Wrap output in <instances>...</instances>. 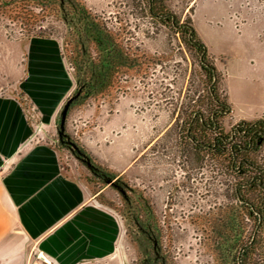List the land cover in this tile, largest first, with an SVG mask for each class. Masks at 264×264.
Listing matches in <instances>:
<instances>
[{"label": "rangeland", "instance_id": "rangeland-1", "mask_svg": "<svg viewBox=\"0 0 264 264\" xmlns=\"http://www.w3.org/2000/svg\"><path fill=\"white\" fill-rule=\"evenodd\" d=\"M83 2L91 12L121 22L118 28L130 33L133 48L142 53L143 70L136 74L130 71L131 75L121 81L122 91L117 93L115 89L110 99L74 104L65 121L68 142L81 146L101 172L112 175L114 186L91 174L67 147L56 148L58 117L56 132L49 135L64 172L75 177L91 198L117 219L120 238L112 258L119 263L147 264L152 246L135 226L137 214L143 211L152 219V235L159 240V263L148 264H225L227 255L213 250L207 227L209 214L213 215L220 203L225 207L235 204L232 187L253 172L246 170L245 175L237 168L231 172L223 157L211 153L197 156L183 137L184 114L192 108L205 112V117L211 114L205 110L211 101L198 52L184 43L177 28L132 11L131 6L138 1ZM166 4L180 23H191L211 57L209 61L223 71L217 83L219 100L227 96L222 77L226 73V99L234 105L235 115L259 110L264 100V82L252 77L249 86L239 89L235 72L241 59H249L243 62L248 68L260 70L263 65L264 0H169ZM51 25L52 34H46L59 43L67 72L74 81L70 53L62 39L63 26ZM23 35L17 25L0 21V95H14L33 119L31 102L21 97L18 89L29 42ZM252 57L256 58L254 62ZM240 82H245L244 77ZM73 84L76 88L75 81ZM218 123L224 132H229L235 121L227 116L220 117ZM212 137L206 133L207 140ZM249 158L264 168V143L252 150ZM242 193L253 203L264 205L259 190ZM258 253L255 249L250 262Z\"/></svg>", "mask_w": 264, "mask_h": 264}, {"label": "crops", "instance_id": "crops-1", "mask_svg": "<svg viewBox=\"0 0 264 264\" xmlns=\"http://www.w3.org/2000/svg\"><path fill=\"white\" fill-rule=\"evenodd\" d=\"M25 47L18 89L31 102L33 119L14 95H0V264H121L112 258L120 238L117 219L64 172L50 139L75 88L59 43L32 38ZM263 60L256 70L241 59L235 72L239 89L252 77L264 82ZM228 76L223 75L227 96ZM226 100L235 122L264 119V100L259 110L238 116Z\"/></svg>", "mask_w": 264, "mask_h": 264}, {"label": "trees", "instance_id": "trees-1", "mask_svg": "<svg viewBox=\"0 0 264 264\" xmlns=\"http://www.w3.org/2000/svg\"><path fill=\"white\" fill-rule=\"evenodd\" d=\"M135 1H138V3L131 6L132 11L140 13L143 18L156 20L163 25L177 28L184 39V43L198 52L199 66L205 73L207 80V97L211 101L217 100V83L220 80V74L212 61H209L211 57L205 45L192 28L191 23L188 21L185 24L179 22L178 17L168 10L166 2L169 0ZM114 19V17H105L91 12L85 7L83 0H0V21L17 25L21 33L24 34V38L28 41L32 38H51L46 33L52 34V23L63 26L64 36L62 39H64L65 48L70 53L69 63L74 70L73 78L76 85L75 93L73 94L76 97L69 108L80 101L108 99L115 89H118L117 93H120L119 91L123 89V84L121 85L123 78L128 77L132 72L136 74L135 72L139 73L140 70H143L140 66L143 63L140 55L142 53H139L136 47L133 48V43L130 42V33H124V29L118 28L121 22ZM46 23L48 25L45 26ZM20 96L23 97L24 95L21 94ZM223 102L224 105L227 104L226 99ZM23 108L26 110L25 107ZM194 111L191 109L185 115L186 119H191ZM58 120V118L54 120L55 130ZM252 125L264 127V121H240L237 129L241 137L243 130H247ZM250 135L251 133L247 137H242L245 145L249 142ZM55 136L56 148L67 147L72 152V155L80 162H83L89 172L96 178L101 179L105 183L110 181L112 175L101 172L94 165L87 166V161L92 162L81 146L69 143L64 138H59L56 133ZM187 138L188 135L186 133L185 139ZM258 139H262V137ZM244 148L243 144L233 148L227 144L222 150L211 148L210 153L214 157L224 156L223 160L226 163V168L233 172L235 168L244 165L245 167L256 165L249 158L250 152H246ZM236 164L238 165L237 167ZM245 183V180L242 181L240 183L241 187L238 189L235 186L232 187V193L236 199L240 198L243 201L237 200L236 205L230 204L226 207L223 205L220 215L209 214L210 218L207 227L213 240L212 245H215L219 250L226 251L227 256L230 257L231 253H237L240 249H243V256L246 261L249 253L258 249L257 258L260 261H254L253 264H261L264 260V205L261 203H250L247 197L245 198L242 192H246L249 189V187H245ZM254 189L258 190V187L255 186ZM143 218L147 220V223L152 220L147 214ZM259 219H261V222ZM259 222L257 236L251 246L246 249L245 246L251 241ZM250 224L251 230L249 231L248 226ZM147 229L143 228L142 231L145 240L151 243V252H154V255L151 253V257L149 256L146 263L154 261V258L156 259L155 262L159 263V245L154 246V242L159 243V240L154 238Z\"/></svg>", "mask_w": 264, "mask_h": 264}, {"label": "flooded vegetation", "instance_id": "flooded-vegetation-1", "mask_svg": "<svg viewBox=\"0 0 264 264\" xmlns=\"http://www.w3.org/2000/svg\"><path fill=\"white\" fill-rule=\"evenodd\" d=\"M218 72H220V71H218ZM74 93H75V89H74L72 94H74ZM72 94L70 97L73 96ZM73 97L75 99L76 95H74ZM225 99H226V95H225ZM226 102H227V100H226ZM192 109L195 111L193 112L191 119L190 118L186 119L185 114L182 116L183 117V123H184L183 124V127H184V136L183 137L185 138L186 133H187L188 138L186 140H188L187 142L191 145L192 149L196 152L197 156H199L202 153L209 154L211 152L210 151L211 148L212 149L218 148V149L222 150V149H224V147H226L227 144H229L231 146V148H233L234 146H237V145L241 146L243 144V146L245 147L244 150L246 152H248V151L251 152L252 150L259 148V146L262 143H264V127L263 126L252 125L247 130L246 129L243 130L242 137L243 136L247 137L248 134L251 133V135L249 136V142L246 143L247 146L244 144V141L242 140L241 135L238 133L239 130L237 129V125L240 121H237L233 125H231L229 132H224L218 126L219 125L218 119L220 117L230 116L231 106L228 104V102L226 105H224V102L219 100V98L217 100L211 101L209 107L205 109L209 112L211 111V114L207 117L204 116L205 112H202L200 110H196L194 108H192ZM258 120L264 121L263 118H260ZM241 121H243V120H241ZM254 121H257V120H254ZM254 121H251V122H254ZM206 133L212 134L213 135L212 139L207 140L206 139ZM261 137H262V139H258ZM61 138H64V140H66L68 142L66 133ZM237 139H240L241 142L237 143ZM69 143H72V142H69ZM204 157H205V155H204ZM222 157L224 158V156H222ZM92 165H94L93 162L90 163L87 161L88 167H90ZM236 170L238 173L242 172L245 175L248 173L246 170L252 171L253 173L251 176L248 175V176H246V178H245V176H243V179H245V181H246L245 187H249L248 190L253 191L254 187L257 186L259 193H261L263 195L262 198H264V168H262L261 166H258V165H252L251 167H247V166L245 167V165H244L242 167H238ZM110 182L111 183H108V184H112L114 186V184H113L114 182L112 180H110ZM240 187H241L240 183H237L235 185V188H237V189ZM117 189H118V191H120L121 194H123V191L120 188H117ZM237 200H239L240 202L243 201L240 198L236 199V197H235V204L234 205L237 204ZM247 200L250 203H253L248 198H247ZM222 207H223V204L220 203L218 208L216 209L217 211L215 212V214L220 215V210ZM144 215H146V213H144L143 211H140L136 216L137 221L135 222V226L137 228L138 233H141V235L143 237H144V234H143L142 229L143 228L147 229V225H148L147 230L150 231L152 234V223H151L152 220L149 223H147V220H145V218H143ZM259 220L261 222V219H259ZM260 222L254 231V234L252 236L251 241L245 246L246 249L251 246L252 242L256 238L257 230H258V226L260 225ZM156 245H159V243L154 242V246H156ZM154 249H155V247H154ZM213 250H215V252L218 251L219 253L224 252L226 255H228L226 253V251L219 250V248H216L215 245L213 246ZM156 252H157V250H156ZM243 252H244L243 249H240L237 253H231L230 257L227 256V258H224L225 264H253L254 261L259 260V258H255L253 260V262H250L251 261L250 260L251 254L254 252L253 251L252 253L251 252L249 253V257H247L246 261H245L244 256H243V254H244ZM151 253H152V255H154V252H151ZM149 256L151 257V255H149ZM241 259L243 260V262ZM155 261H156V259L154 258V262ZM261 264H264V260L261 262Z\"/></svg>", "mask_w": 264, "mask_h": 264}, {"label": "water", "instance_id": "water-1", "mask_svg": "<svg viewBox=\"0 0 264 264\" xmlns=\"http://www.w3.org/2000/svg\"><path fill=\"white\" fill-rule=\"evenodd\" d=\"M74 97H70L67 99V101L62 105V108L60 110L59 113V126H58V134H59V138L63 137L65 135V121L67 119V114H68V110H69V106L70 104H72ZM107 183H111L110 181H108Z\"/></svg>", "mask_w": 264, "mask_h": 264}]
</instances>
